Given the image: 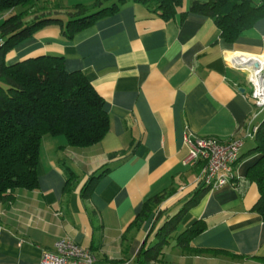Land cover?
<instances>
[{
    "label": "crops",
    "instance_id": "obj_1",
    "mask_svg": "<svg viewBox=\"0 0 264 264\" xmlns=\"http://www.w3.org/2000/svg\"><path fill=\"white\" fill-rule=\"evenodd\" d=\"M207 1L181 0L164 20L125 0L71 39L51 25L7 52L8 64L63 56L66 70L81 71L103 98L109 125L98 142L84 147L70 146L62 135L42 138L37 187L17 188L0 202V264H39L42 250L65 238L91 250L94 264H139L140 250L153 244L159 226L197 192L168 245L199 226L189 244L209 251L164 248L161 264H264L236 256L264 257V218L251 210L259 192L246 177L258 157L249 150L264 108L254 107L246 72L235 67L241 57L264 55V18L226 40L212 18L191 9ZM93 2L61 0L62 9L47 13L65 24L71 6ZM10 13L1 11L0 22ZM187 134L241 140L231 182L212 190L198 185L202 164L183 162ZM172 186L135 222L145 201Z\"/></svg>",
    "mask_w": 264,
    "mask_h": 264
},
{
    "label": "trees",
    "instance_id": "obj_2",
    "mask_svg": "<svg viewBox=\"0 0 264 264\" xmlns=\"http://www.w3.org/2000/svg\"><path fill=\"white\" fill-rule=\"evenodd\" d=\"M104 1L74 4L63 24L60 17L47 13L62 9L61 0H0V12L11 10L0 22V202L11 200L17 188L37 187L36 166L44 136L62 135L70 146L84 147L98 142L108 130L109 119L103 98L81 71L66 70L63 56L40 55L10 64L5 61L8 51L40 29L58 25L61 35L71 39L97 18L118 10L125 0L109 6H103ZM134 1L144 4L164 20L172 18L181 3V0ZM191 9L212 18L222 38L230 41L264 18V0H208L194 2ZM28 16L32 18L26 21ZM249 153L258 155L246 172L247 179L257 184L259 192L251 210L264 218V121L255 132L254 146ZM96 177L92 176V179ZM91 188L84 190L82 196L86 197ZM64 189L68 190L67 185ZM173 190L172 186L145 201L135 222H142ZM199 195L197 192L159 226L153 244L140 250L139 264L163 262L165 246ZM201 230L194 226L179 233L172 247L193 252L209 251L189 244ZM236 256L257 257L264 261L261 256Z\"/></svg>",
    "mask_w": 264,
    "mask_h": 264
},
{
    "label": "built area",
    "instance_id": "obj_3",
    "mask_svg": "<svg viewBox=\"0 0 264 264\" xmlns=\"http://www.w3.org/2000/svg\"><path fill=\"white\" fill-rule=\"evenodd\" d=\"M235 67L246 72L254 107L264 108V55L241 57L235 61ZM256 130L254 128V132ZM184 140L188 146L184 164H202L197 178L198 185L212 190L233 180L234 166L239 160L242 146L240 139L221 140L212 136L187 134ZM95 260L91 250L65 238L57 240L52 249L42 250L39 264H94Z\"/></svg>",
    "mask_w": 264,
    "mask_h": 264
},
{
    "label": "rangeland",
    "instance_id": "obj_4",
    "mask_svg": "<svg viewBox=\"0 0 264 264\" xmlns=\"http://www.w3.org/2000/svg\"><path fill=\"white\" fill-rule=\"evenodd\" d=\"M261 119H264V115L261 116ZM171 242H172L171 244L174 243V241H171ZM171 249H172V247H170L169 245H166V246H165V250L170 251ZM234 262H235V261H234ZM234 262L232 261L231 263L234 264ZM238 262H240V261H238ZM238 262H237V264H239ZM247 264H249V263H247Z\"/></svg>",
    "mask_w": 264,
    "mask_h": 264
},
{
    "label": "water",
    "instance_id": "obj_5",
    "mask_svg": "<svg viewBox=\"0 0 264 264\" xmlns=\"http://www.w3.org/2000/svg\"><path fill=\"white\" fill-rule=\"evenodd\" d=\"M257 66V64H255V67ZM240 91H243V89L241 88Z\"/></svg>",
    "mask_w": 264,
    "mask_h": 264
}]
</instances>
